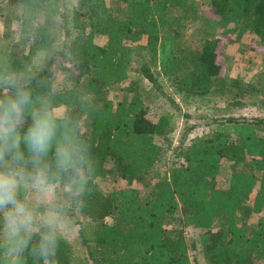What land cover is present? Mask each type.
<instances>
[{"label":"trees","instance_id":"16d2710c","mask_svg":"<svg viewBox=\"0 0 264 264\" xmlns=\"http://www.w3.org/2000/svg\"><path fill=\"white\" fill-rule=\"evenodd\" d=\"M63 1L21 0L19 43L27 50L21 54L8 42L0 46V61L11 70L32 67L28 87L34 97H46L55 109L65 107L59 116L91 159L83 193L74 189L70 194L61 183L62 200L69 205L58 202L78 225L82 252L59 231L49 264H195L189 251L198 245L206 264L263 262L264 117L210 119L214 130L187 145L182 141L174 148L178 161L160 171L158 164L171 146L173 116L163 114L152 121L144 99L150 97L148 90L130 80L136 54L146 50L150 61L142 55L139 71L156 93L164 86L160 78L188 105L199 100L209 105L214 95L225 93L227 86L220 83L224 72L220 38L206 36L196 48L185 41L188 24L201 16L199 1L125 0L119 12L108 14L104 0H82L71 17ZM209 1L223 21L236 14L240 33L256 34L264 47V0ZM42 12L61 17L63 35L39 20ZM98 36L105 41L98 42ZM40 52L45 57L35 67ZM60 72L68 75L56 88ZM117 84L122 85L121 94L114 100L109 92ZM232 89L235 99L228 104L245 105L246 90L238 85ZM29 123L26 117L22 131ZM157 136L167 140L168 147L159 144ZM109 161L127 186L106 192L97 179L109 173ZM227 161L236 166L228 187H221L217 178ZM135 182L148 191L142 194ZM177 215L183 226L201 230L198 241L190 243L181 234L167 233V224ZM253 215L259 217L247 231L240 222ZM219 221L223 223L214 229ZM38 239L34 235L32 243ZM23 264L43 260L26 251Z\"/></svg>","mask_w":264,"mask_h":264},{"label":"rangeland","instance_id":"374dc122","mask_svg":"<svg viewBox=\"0 0 264 264\" xmlns=\"http://www.w3.org/2000/svg\"><path fill=\"white\" fill-rule=\"evenodd\" d=\"M201 7V16L195 20L190 21L187 26L185 41L192 47L201 46L206 36L220 38L218 51L220 53V61L223 64V77L220 83L227 86L225 93H217L205 105L203 101H194L191 104H186L182 101L179 94L175 93L173 88L163 78L159 80L164 83L163 89L156 93L151 90L152 83L145 77L140 75V58L145 56V61L149 62L150 57L146 50L136 54L135 61L130 73V80L136 81L140 86L149 92V99L144 96L146 107L148 109V117L156 122L163 114H171L173 116V131L169 135L171 146L163 157V160L158 164L160 171H165L167 166L175 162L174 148L179 146L183 141L187 145L191 140L197 136H202L211 133L215 124H209L212 118H229V117H264V47L259 37L249 31L240 33L239 19L237 15L232 13L223 21L219 16L213 13L209 0H197ZM63 9L71 17L74 9L79 7L82 0H64ZM125 6V0H104V9L106 13L112 14L119 12ZM22 14L21 0H0V46L3 42L13 43L21 50V54L27 50L19 43L21 32L20 16ZM39 20L47 25L53 32L59 36L63 35L62 19L60 16L42 12ZM96 40L103 43L105 39L98 36ZM59 47V43L55 44V48ZM45 57L44 52H40L34 58V66L39 67ZM69 66L77 70V66L73 61H66ZM67 72H60L57 74L55 87L57 88L63 83ZM246 90L243 106H233L228 103L235 99L233 86ZM121 84L110 87L109 95L114 100H117L121 94ZM175 102H174V101ZM65 107L56 108L57 115L64 113ZM156 141L164 147H168L167 140L163 137L157 136ZM167 145V146H166ZM178 161V160H177ZM235 163L225 162L222 166V172L217 178V183L221 187H228L232 170L235 168ZM109 173L97 181L99 186L104 191H110L117 188L127 186V182L121 179L117 173L114 164L109 161L107 164ZM135 186L139 187L142 194H145L148 189L144 184L135 182ZM254 194L250 196V201ZM62 188L59 185L57 189V202L60 205L65 203L62 200ZM249 201V203H250ZM66 206L69 203L66 201ZM77 217L83 220L82 214L76 210ZM171 220L167 224V233L173 237L179 234L183 235L190 243L198 241L201 233L200 229L193 227H185L178 219ZM259 215L245 216L244 221L240 222L247 231H251L254 224L257 222ZM110 220V218H109ZM86 222V221H84ZM223 221L215 224L214 229L220 227ZM78 225L74 219L62 211V225L60 232L75 244L78 253H81V248L78 244L79 233ZM191 259L195 264H206L203 251L198 245L197 249L189 251ZM260 264H264V261Z\"/></svg>","mask_w":264,"mask_h":264},{"label":"clouds","instance_id":"9594fccd","mask_svg":"<svg viewBox=\"0 0 264 264\" xmlns=\"http://www.w3.org/2000/svg\"><path fill=\"white\" fill-rule=\"evenodd\" d=\"M31 73V66L15 71L0 61V264H23L26 251L49 264L62 225L57 189L63 183L66 192L83 193L91 168L64 117L32 95Z\"/></svg>","mask_w":264,"mask_h":264}]
</instances>
